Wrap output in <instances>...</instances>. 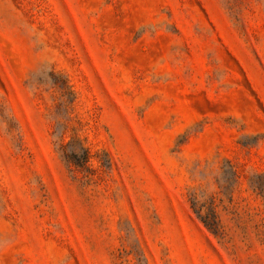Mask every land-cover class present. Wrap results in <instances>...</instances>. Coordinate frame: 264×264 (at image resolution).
<instances>
[{"label": "rangeland", "instance_id": "1", "mask_svg": "<svg viewBox=\"0 0 264 264\" xmlns=\"http://www.w3.org/2000/svg\"><path fill=\"white\" fill-rule=\"evenodd\" d=\"M0 264H264V0H0Z\"/></svg>", "mask_w": 264, "mask_h": 264}, {"label": "trees", "instance_id": "2", "mask_svg": "<svg viewBox=\"0 0 264 264\" xmlns=\"http://www.w3.org/2000/svg\"><path fill=\"white\" fill-rule=\"evenodd\" d=\"M205 224V226L207 227V228H209V226L206 224V223H204Z\"/></svg>", "mask_w": 264, "mask_h": 264}]
</instances>
